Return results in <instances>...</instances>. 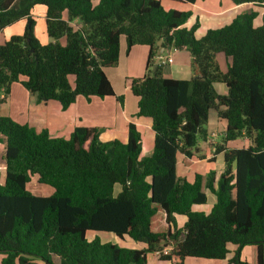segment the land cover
Listing matches in <instances>:
<instances>
[{
  "label": "trees",
  "instance_id": "obj_1",
  "mask_svg": "<svg viewBox=\"0 0 264 264\" xmlns=\"http://www.w3.org/2000/svg\"><path fill=\"white\" fill-rule=\"evenodd\" d=\"M232 1L264 6V0ZM38 4L46 7L53 38L48 43L34 32L32 10ZM257 14L241 13L197 38L198 22L184 26L190 12L166 9L162 0H0V32L27 18L23 34L0 43V90L7 93L0 97V111L14 82L38 101L58 100L63 108L79 96H116L105 69L118 65L123 37L127 52L136 44L149 46L148 66L157 58L159 40L162 47L187 49L193 74L168 78L158 65L132 79L137 115L151 119L155 131L154 148L145 155L134 123L126 142L102 141L96 127H77L68 138L53 136L0 112L6 163L4 182L0 170V264H57L54 255L59 264H147L149 252L185 264L187 257L225 259L229 244L238 247L232 263L250 264L240 252L255 244L256 264H264V15L255 26ZM75 19L79 27L71 24ZM218 53L230 59L226 71ZM217 82L226 85V94L217 91ZM211 109L226 121L214 150L224 155L217 186L213 171L205 181L200 174L193 182L177 175L178 154L186 160L198 155L199 140L209 138ZM243 137L247 145L229 146ZM35 181L54 192L32 193ZM204 188L216 196L209 213L192 208L207 201ZM178 214L187 217L182 227ZM162 221L166 226L160 229ZM88 230L128 235L146 247L89 241Z\"/></svg>",
  "mask_w": 264,
  "mask_h": 264
},
{
  "label": "crops",
  "instance_id": "obj_2",
  "mask_svg": "<svg viewBox=\"0 0 264 264\" xmlns=\"http://www.w3.org/2000/svg\"><path fill=\"white\" fill-rule=\"evenodd\" d=\"M163 1V0H162ZM165 2L167 6H165ZM166 9L175 8L183 11H189L190 17L185 22L184 26L191 28L198 22L196 28L197 38L203 37L209 29L220 28L233 21L236 16L244 12L256 11L258 14L254 19V25L259 26L263 23L264 6L245 2L236 4L232 0H198L196 2H183L179 0H167L162 2ZM33 17L36 20L34 32L42 43L53 41L46 29V7L43 4L36 5L33 10ZM63 18H68L67 11L63 12ZM75 27H79L81 23L78 19L71 22ZM27 25V18H22L10 26H7L0 32V43L6 41L10 35L23 34ZM9 33L7 36L6 34ZM5 39V40H4ZM3 40V41H2ZM61 42L65 44V38H61ZM161 54L157 55L154 63L148 66L149 46L146 44H136L129 52L126 51V40L121 39L120 58L117 66L107 67L105 69L109 77L116 96L100 98L92 97L88 100L84 96H79L77 100L63 108L58 100L38 101L37 96L28 91L20 82H14L10 87L7 100L1 106V114L13 118L15 121L22 124H29L37 131L47 129L53 136L70 137L77 127H96L100 129V139L109 141L119 139L126 142L129 137V125L134 123L137 125L142 134V152L145 155L154 148L155 131L152 126V120L137 115L139 98L133 94L131 83L133 78L144 77L149 71H155L160 65L165 77L176 79H190L192 77V56L185 48H175L173 46H159ZM158 51V53H159ZM173 57L172 62L162 64L157 61L158 58ZM217 60L223 71H226L230 59L223 53L217 54ZM71 83H74V77H71ZM217 91L221 94L227 93V87L224 83H215ZM118 96L123 99L119 100ZM214 110L212 117L209 113V123L211 118H214L215 124L211 127L208 123L209 138L204 141L206 145L205 152H198V155L187 159L183 154H178L177 167L183 169V173L178 175L180 178H185L193 182L200 174L204 181L209 172H215V183L217 186L218 178L224 169L223 153L215 154V145L222 141L226 130V121L219 119L217 111ZM211 142V144H210ZM249 143L247 137L239 138L229 142L230 147H241ZM5 145V143H0ZM5 148V146H4ZM199 151L201 147L198 146ZM209 151V153H208ZM202 164L198 171L190 176L186 173L190 167ZM185 166V167H184ZM1 170V169H0ZM4 176L1 171V181L3 182L6 175V167ZM192 177V178H188ZM117 192L121 187L116 186ZM207 195V201L202 204H194L193 210L209 213L216 202L215 194L207 188H204ZM52 191L49 193L51 194ZM187 217L182 214L176 215L177 227H182L186 222ZM162 228L166 226V223ZM159 225V228L161 229ZM88 232L86 237L88 236ZM115 234V233H114ZM93 235V234H92ZM108 239H114L113 235L102 234ZM122 243V244H121ZM118 245L129 248H145L146 244L132 239L125 235L120 237ZM168 248V247H167ZM238 247L235 244H229V253L225 259H206L201 257H187L185 264H234L231 259L235 256ZM241 259L250 264L257 263V246L255 244L245 245L240 252ZM55 263L59 264L61 258L57 255L53 256ZM38 264H45L37 260ZM147 264H170L169 261L161 260L157 252L147 253Z\"/></svg>",
  "mask_w": 264,
  "mask_h": 264
},
{
  "label": "rangeland",
  "instance_id": "obj_3",
  "mask_svg": "<svg viewBox=\"0 0 264 264\" xmlns=\"http://www.w3.org/2000/svg\"><path fill=\"white\" fill-rule=\"evenodd\" d=\"M164 1H167V0H163L162 2H164ZM93 2L96 3L97 0H93ZM167 3H168V2H165V3H164L165 6H167ZM164 4H163V5H164ZM8 34H9V33H7L6 35L9 36ZM14 35H15V34H14ZM11 36H12V35H10V36L8 37V39H10ZM8 39H7V40H8ZM4 40H5V39H4ZM2 41H3V40H2ZM4 42H5V41H4ZM211 114H212V117H213V115H214V110H213V109H212V111H211ZM209 124H210L211 127L215 124L214 118H211ZM204 141H205V140H204L203 138H201V139L199 140V144H198V146L201 147V150L199 151V152H201V153H202V152H205V150H206V145H205ZM210 144H211V142H210ZM211 145H212V144H211ZM4 146H5V145L0 144V169H1L2 173H3V176H4V173H5L4 170H5V167H6V163H5V159H4V155H5V148H4ZM208 153H209V151H208ZM201 166H202V164H198V165H196V167H190V168H189L190 170H189L186 174L190 176V175L193 174L194 172L198 171V169H199ZM184 167H185V166H184ZM182 171H183V169L180 168V166H178V167H177V175H180V176H181V174L183 173ZM188 178H192V177H188ZM2 181H3V177H2ZM29 190H30L32 193H34V194H39V195H42V194H49L51 191L54 192V188H53V187H51V186H49V185H44V184L41 185V184H39L37 181H35L34 184H30ZM115 190H117V189H115ZM163 226H164V224H161V225H160L161 228H162ZM87 232L89 233L88 236H87V239H88L89 241L93 240V239L96 238V237H99L100 240H101L102 242H112V243H115V244L120 243V237L117 236L116 234H114L113 232L99 231V230H88ZM92 234H93V235H92ZM102 234L113 235L114 239H108V238L104 237ZM121 244H122V243H121ZM122 246H125V245H122ZM0 260H1V255H0ZM38 260H40V259H38ZM40 262L45 263L43 260H40Z\"/></svg>",
  "mask_w": 264,
  "mask_h": 264
},
{
  "label": "built area",
  "instance_id": "obj_4",
  "mask_svg": "<svg viewBox=\"0 0 264 264\" xmlns=\"http://www.w3.org/2000/svg\"><path fill=\"white\" fill-rule=\"evenodd\" d=\"M173 61V57L172 56H169L168 58H163L161 57L159 59V62H161L162 64H165L167 62H172ZM7 96V93H6V89L3 87L1 90H0V97H6ZM169 250V248H165L164 249V252L167 253Z\"/></svg>",
  "mask_w": 264,
  "mask_h": 264
},
{
  "label": "water",
  "instance_id": "obj_5",
  "mask_svg": "<svg viewBox=\"0 0 264 264\" xmlns=\"http://www.w3.org/2000/svg\"><path fill=\"white\" fill-rule=\"evenodd\" d=\"M158 44H159V46H161V44H162V40H159ZM158 54L160 55V54H161V51H159ZM159 59H160V58H158L157 61H159Z\"/></svg>",
  "mask_w": 264,
  "mask_h": 264
}]
</instances>
